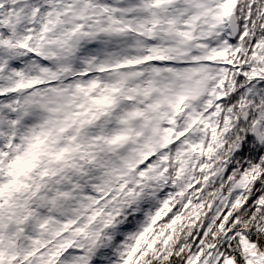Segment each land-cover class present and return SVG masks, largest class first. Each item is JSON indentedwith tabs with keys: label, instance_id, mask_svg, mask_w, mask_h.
<instances>
[{
	"label": "snow or ice",
	"instance_id": "6c2138e0",
	"mask_svg": "<svg viewBox=\"0 0 264 264\" xmlns=\"http://www.w3.org/2000/svg\"><path fill=\"white\" fill-rule=\"evenodd\" d=\"M0 264H264V0H0Z\"/></svg>",
	"mask_w": 264,
	"mask_h": 264
}]
</instances>
